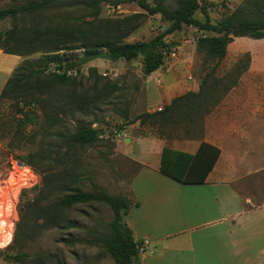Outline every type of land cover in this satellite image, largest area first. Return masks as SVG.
Wrapping results in <instances>:
<instances>
[{"label": "rangeland", "instance_id": "1", "mask_svg": "<svg viewBox=\"0 0 264 264\" xmlns=\"http://www.w3.org/2000/svg\"><path fill=\"white\" fill-rule=\"evenodd\" d=\"M36 1L40 0H0V9ZM180 1L163 0V4L175 10ZM204 1L200 6L206 10L210 23L216 24L244 0ZM146 2L154 3L153 0ZM88 13L82 0H67L37 14L1 22L0 47L4 54H0V91L24 60L41 56L40 53L18 59L7 56L2 41L9 32L31 35L35 25L43 30L61 22L73 28L93 23L124 35L122 42L132 44L151 40L169 26L159 15L149 16L134 3H124L117 8L102 5L96 20ZM194 17L203 21L199 10ZM203 36L213 34L183 27L165 36L164 42L175 52V57L163 56L162 67L148 77L142 74V58L129 62L94 60L81 66L79 74L71 73L76 79L75 89L47 86L27 95L20 94L13 100L0 99V264H18L4 261V257L19 252L29 255L26 264H113L105 247L97 241L108 232L113 220L110 208L103 203L82 204L70 210L66 214L67 221L75 222V228H46L34 234L28 244L13 245L12 239L19 220L22 192L23 202L33 199L44 176L73 174L80 177L73 188L83 193L104 192L112 197H130V180L140 166L119 149L123 140L115 138L114 132L120 128H124L127 135L151 137L168 146H177L185 140L207 139L222 148L225 162L244 156L247 164L239 167L245 177L236 182L235 188L243 199L249 200L247 208L261 204L264 199V123H260L258 109L261 107L264 112V71L248 72L250 53L237 54V50L252 52L255 63L264 68V40L237 38L228 45L229 54L226 53L214 73L215 78L221 79L215 96L222 94L223 85L229 83L228 76L237 77V85L208 114L193 110L190 116H175L161 128L149 121L143 124L137 121L144 113L164 108V104L157 102L167 90L166 85L170 86L169 97L174 98L192 92L196 82L200 84L212 67L195 50L196 41ZM71 54L80 56L81 51ZM246 64L248 69L242 72ZM91 69L102 77L97 85L89 76ZM51 72L53 68L45 74ZM259 93L263 94L261 100L254 96ZM77 102L87 103L89 107L81 109ZM212 105L210 101L206 107ZM80 124L98 130L100 140L87 147L70 144L71 135ZM135 151L130 148V153ZM149 161L154 162L152 157ZM26 170L35 179L23 185L20 178ZM35 223L41 222H35L31 210L25 225Z\"/></svg>", "mask_w": 264, "mask_h": 264}, {"label": "trees", "instance_id": "2", "mask_svg": "<svg viewBox=\"0 0 264 264\" xmlns=\"http://www.w3.org/2000/svg\"><path fill=\"white\" fill-rule=\"evenodd\" d=\"M65 1L67 0H40L15 8L0 9V23L5 19L37 14ZM153 2V5H150L146 0H82L93 20L99 17L102 5L117 8L124 3L136 4L149 16L159 15L169 26L164 32L146 42L125 44L122 42L124 35L93 23L73 28L68 23L61 22L46 26L43 30L35 25L31 35H16L9 32L2 41L6 55L25 57L40 53L41 56L34 60H24L16 68L1 90L0 99L13 100L20 94L27 95L47 86L75 89L76 79L71 73L79 74L81 66L94 60L129 62L142 58V74L148 77L163 65L162 52L167 49L165 36L178 32L183 27H192L202 33L213 34L199 38L195 46L196 52L202 55L205 63L212 64L211 69L202 78L197 92H187L175 97L160 112L144 113L137 121L140 124L149 121L161 128L171 123L175 116H190L193 110L208 114L224 95L237 85V77L228 76L229 83L223 85L222 94L215 96L221 79L215 78L214 73L225 59L228 45L237 38L264 40V0H244L216 24L210 23L206 10L200 6L204 0H181L175 10L166 7L163 0ZM197 10L202 13L203 21L195 19L194 14ZM0 50L4 54L1 47ZM73 51H81V55L74 56L71 54ZM50 68H53V72L45 74ZM247 69L246 64L242 72ZM89 76L93 79L94 85L102 79L92 69L89 70ZM210 101H213V105L207 108L206 104ZM76 104L81 109L89 107V104L84 102ZM92 105H95V102H92ZM124 118L126 119L125 115ZM98 140H100L98 130L80 124L71 135L70 144L87 147ZM219 156L218 148L204 142H201L195 155L163 148L159 173L181 184H203ZM79 181L80 177L73 174L62 177L44 176L41 185L36 188L37 192L33 199L23 202L22 192L18 209L19 220L15 224L12 244H28L37 233L49 227L75 228L76 223L68 222L66 214L78 205L98 202L110 208L113 220L108 232L100 235L97 241L105 247L113 264H139L140 256L136 248L138 244L131 235L124 234L128 230L124 217L131 208L138 207V204H132L126 197H112L104 192L83 193L73 188ZM31 210L34 211L35 222L41 223L28 227L25 220ZM28 256L25 252H19L5 256L4 261L26 264Z\"/></svg>", "mask_w": 264, "mask_h": 264}, {"label": "crops", "instance_id": "3", "mask_svg": "<svg viewBox=\"0 0 264 264\" xmlns=\"http://www.w3.org/2000/svg\"><path fill=\"white\" fill-rule=\"evenodd\" d=\"M244 53L251 56L248 72L264 71L255 63L252 52L237 50V54ZM198 87L196 82L191 91L197 92ZM167 90L157 103L171 102ZM254 96L261 100L263 94ZM258 111L263 124L264 112L261 107ZM201 142L220 150L203 184H181L159 173L163 148L195 155ZM130 148L135 153H130ZM119 149L140 166L130 180V197H126L138 207L124 217L133 240L146 246L139 264H264V199L260 205L247 208L249 200L235 188L236 182L245 177L239 167L247 164L244 156L225 162L222 148L207 139L168 146L137 134H126Z\"/></svg>", "mask_w": 264, "mask_h": 264}, {"label": "built area", "instance_id": "4", "mask_svg": "<svg viewBox=\"0 0 264 264\" xmlns=\"http://www.w3.org/2000/svg\"><path fill=\"white\" fill-rule=\"evenodd\" d=\"M1 50H0V54H1ZM163 56L165 55H169L171 57H175V52H173L172 49L169 50V48L164 49L162 52ZM162 109L158 108L157 111L160 112ZM114 137L117 138L118 140H123L126 138V134L123 131H118V132H114ZM146 245V244H145ZM137 251L139 256L143 255L146 252V246L144 245H138L137 247Z\"/></svg>", "mask_w": 264, "mask_h": 264}, {"label": "bare ground", "instance_id": "5", "mask_svg": "<svg viewBox=\"0 0 264 264\" xmlns=\"http://www.w3.org/2000/svg\"><path fill=\"white\" fill-rule=\"evenodd\" d=\"M28 173V174H27ZM34 177L29 173V171L28 170H26L24 173H22V176H21V178H20V180L23 182V185H26L27 184V182L29 181V182H32V181H34ZM22 185V186H23ZM9 236H10V233H9V235H8V238H7V242L9 241ZM6 242V243H7ZM5 243V242H4Z\"/></svg>", "mask_w": 264, "mask_h": 264}, {"label": "water", "instance_id": "6", "mask_svg": "<svg viewBox=\"0 0 264 264\" xmlns=\"http://www.w3.org/2000/svg\"><path fill=\"white\" fill-rule=\"evenodd\" d=\"M124 234H125V236H130V235H131V232H130L129 230H126V231L124 232Z\"/></svg>", "mask_w": 264, "mask_h": 264}]
</instances>
